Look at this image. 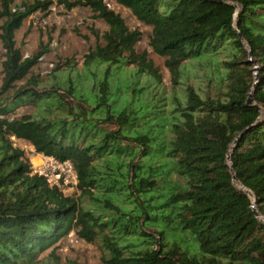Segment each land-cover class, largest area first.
<instances>
[{
	"label": "trees",
	"instance_id": "16d2710c",
	"mask_svg": "<svg viewBox=\"0 0 264 264\" xmlns=\"http://www.w3.org/2000/svg\"><path fill=\"white\" fill-rule=\"evenodd\" d=\"M114 1L151 27L149 45L165 59L172 92L146 52H136L140 32L105 0H57L108 26L100 38L91 30L103 43L85 55V68L135 67L145 77L120 109L107 80L93 86L92 108L78 93L85 110L58 93L76 99L70 72L42 91L34 77L16 88L45 52L24 57L15 33L53 2L0 0V264H61L53 247L70 233L96 245L102 264H264V224L254 211L264 216V0ZM194 60L205 70L195 83L214 82L213 98L188 83ZM24 106L35 112L12 117ZM12 138L70 162L79 196L35 173Z\"/></svg>",
	"mask_w": 264,
	"mask_h": 264
},
{
	"label": "rangeland",
	"instance_id": "374dc122",
	"mask_svg": "<svg viewBox=\"0 0 264 264\" xmlns=\"http://www.w3.org/2000/svg\"><path fill=\"white\" fill-rule=\"evenodd\" d=\"M51 1L53 4L46 15L36 12L24 21L22 27L15 33L16 46L20 48L24 57H30L37 52H45L39 59L36 67L31 71V75L23 81L18 82L16 88L26 85L30 78L34 77L38 82L37 89L42 91L60 82L61 78L59 77L70 72V76L77 89V93L75 94L77 100L69 97L64 91H58L70 107L75 108L80 106L85 110L88 109L78 98V93L82 95L89 108L94 107L95 92H93V86L98 85L103 80H107L110 86L111 95L109 100L111 102L115 100L118 102L115 104L116 109H120L127 102H132L134 100L132 89L138 87L137 82L139 80L140 84L145 82V77L139 76L136 73L137 69L135 67L119 70L110 67L108 71L107 64L97 65L93 62L86 68L83 64L84 57L89 50L94 49L96 44L103 43L101 39L95 37L91 30L97 31L100 38L108 30V26L102 20L92 19L88 8L79 7L67 11L62 5L57 4V0ZM21 3L29 4L32 3V0H15V4L19 5ZM105 3L109 9L122 17L130 29L140 32V39L135 45V50L137 53L146 52L147 58L158 69L162 85L166 89L167 94H170L172 92L171 75L164 65L165 59L155 55L149 45L151 27L138 22L129 10L117 5L114 0H105ZM2 23L0 21V26ZM4 54L5 51L2 48L0 40V87L3 80L2 63L5 60ZM195 61L199 60L186 63V73L189 77L188 83L198 84L203 94L210 95L213 98L218 94L214 82L206 83V79L201 78L202 83H195L194 75L202 76V73L205 72V70L200 69L198 63ZM249 64L252 65L251 71L256 80L257 64L254 61H250ZM52 70H56V72ZM53 75L56 78H53ZM180 81L184 82L185 80L183 78ZM30 88L36 89L33 86H30ZM177 91L178 93L180 92V87L177 88ZM11 96L12 94L9 97ZM134 104L138 106L136 102ZM34 112L35 107L24 106L16 109L12 117H20L24 114L30 115ZM12 141L15 147L24 151L35 173L43 171L44 174H47L48 178H52V166L44 160L41 162L40 155L34 152L32 146L23 140L12 138ZM236 187L245 191L237 184ZM60 189L65 196L73 198L79 196L76 185L70 179L68 184L61 186ZM258 220L264 224V216H259ZM53 248H55L54 254L59 257L61 264L67 261H73L78 264H102L98 247L78 239L74 233H70L67 237L61 239ZM50 250L44 252L40 258L47 257Z\"/></svg>",
	"mask_w": 264,
	"mask_h": 264
},
{
	"label": "built area",
	"instance_id": "2783aa9c",
	"mask_svg": "<svg viewBox=\"0 0 264 264\" xmlns=\"http://www.w3.org/2000/svg\"><path fill=\"white\" fill-rule=\"evenodd\" d=\"M40 158L41 162H43L44 160L52 166L53 171L51 173V179L48 178L47 174H44L43 171L41 173H38L47 177L48 183L50 185L56 186L60 189L61 186H66L68 184L69 179L72 180L73 183L76 185V174L70 162L67 161L64 163H60L53 157H46L43 155H40Z\"/></svg>",
	"mask_w": 264,
	"mask_h": 264
},
{
	"label": "water",
	"instance_id": "95a60500",
	"mask_svg": "<svg viewBox=\"0 0 264 264\" xmlns=\"http://www.w3.org/2000/svg\"><path fill=\"white\" fill-rule=\"evenodd\" d=\"M212 1H214V2H218V3H223V2H226L225 0H212ZM236 23V22H235ZM239 35V37H241V35L240 34H238ZM248 54H250V51H248ZM251 61V59H249L248 61H246V63L247 64H249V62ZM252 102H253V99L250 97V94L248 95V98H247V100H246V104L247 105H252ZM228 159V161L230 160V157H228L227 158ZM236 179H235V177H233V181H235ZM236 185V184H235ZM240 187L241 188H243L241 185H240ZM244 189V188H243ZM245 190V189H244ZM246 191V190H245ZM250 196H251V198H253V206H251V208L252 209H254V205L256 204V202H257V200H256V198H254V196L252 195V194H250ZM254 211H255V214H256V217L258 218L259 216H261V215H259L257 212H256V210L254 209Z\"/></svg>",
	"mask_w": 264,
	"mask_h": 264
}]
</instances>
